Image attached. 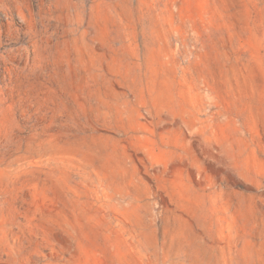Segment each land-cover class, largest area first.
Returning <instances> with one entry per match:
<instances>
[{
    "label": "rangeland",
    "instance_id": "374dc122",
    "mask_svg": "<svg viewBox=\"0 0 264 264\" xmlns=\"http://www.w3.org/2000/svg\"><path fill=\"white\" fill-rule=\"evenodd\" d=\"M0 264H264V0H0Z\"/></svg>",
    "mask_w": 264,
    "mask_h": 264
}]
</instances>
